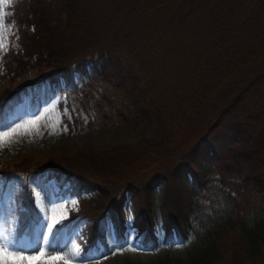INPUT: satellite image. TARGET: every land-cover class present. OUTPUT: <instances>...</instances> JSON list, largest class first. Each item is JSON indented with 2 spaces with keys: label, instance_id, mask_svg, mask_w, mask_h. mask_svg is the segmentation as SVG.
<instances>
[{
  "label": "trees",
  "instance_id": "obj_1",
  "mask_svg": "<svg viewBox=\"0 0 264 264\" xmlns=\"http://www.w3.org/2000/svg\"><path fill=\"white\" fill-rule=\"evenodd\" d=\"M102 2L109 3L108 14L99 9ZM12 3L9 19L16 27L20 48L5 58V72L0 75L8 82L0 90V129L6 125L13 105L22 102L24 96L31 98L38 93L44 102L47 93L57 90L64 94L67 104L74 106H69V110L75 119L83 109L89 116L88 123L97 127L122 122L154 128L159 139L154 141L153 137L142 144L132 173L154 174L155 167L174 164L164 173L145 179L143 192L124 182L122 173L127 166L122 167L119 178L114 171H108V177H114L120 185V192L116 191L118 197L106 204L110 195L107 184L78 176L68 168L79 153L47 158L25 156L15 164L0 167V182L48 174L61 182L60 190L79 202L78 214L72 215L64 226L76 217L102 220L106 213H112V222L118 223L126 197L131 201L135 219L150 211L147 195L153 187L163 183L167 189L173 182L182 194L188 184L195 191L199 170L204 172L200 166L220 163L219 157L227 161H237L239 157L245 163L243 168H234L232 172L227 164L219 168L229 178L228 189L239 196L234 214L237 227L225 238H211L210 247L191 257L189 264H264V246L260 251L262 259L254 263H249L246 255L244 258L241 248L242 231L264 229V0ZM166 15L168 19L163 21ZM32 68V80L15 88L16 79ZM208 108L216 113L206 131L185 153L178 154L179 149L190 145L186 143L188 131ZM120 148L110 144L106 153ZM88 155L104 160L103 163L108 161L101 154L99 158L93 157L92 150ZM20 188L16 201L23 209L25 225L36 216V211L26 187ZM91 192L97 193L91 199L83 198ZM141 197L146 200L144 210L139 202ZM245 220L248 223L242 227ZM136 221L141 231L140 244L155 248L152 228H145L138 218ZM171 221L172 227L178 229L187 226L188 219L182 211ZM186 235L179 234L180 240L184 241ZM119 236L118 233V239ZM93 237L86 232L84 242L92 245ZM157 264L176 263L165 260Z\"/></svg>",
  "mask_w": 264,
  "mask_h": 264
},
{
  "label": "rangeland",
  "instance_id": "obj_2",
  "mask_svg": "<svg viewBox=\"0 0 264 264\" xmlns=\"http://www.w3.org/2000/svg\"><path fill=\"white\" fill-rule=\"evenodd\" d=\"M14 1L16 0H0V75L5 72V58L11 53H16L20 48L16 27L9 19L12 14L9 8ZM102 3L99 9L102 13L108 14L109 3ZM52 11L54 12L55 9ZM166 19H168L167 15L163 21ZM34 72L33 68L28 69L16 79L14 87L18 88L31 81ZM7 83V79L0 78V90L4 89ZM46 96L48 99L43 102V97L35 93L32 99L24 96L22 102L13 105L12 113L6 117L7 123L3 129H0V134L11 131L18 124H26L37 119L39 130L37 132L32 129L30 134L15 135L8 143L0 140V167L15 164L25 156L47 158L57 157L62 153H79L68 163V168L78 176L107 184L106 188L110 195L104 202L106 204L113 197L115 199L118 197L116 191L120 192V185L117 186L118 182L114 177H108V171L110 173L114 171L116 178H119L122 167L127 166V171L122 173L126 180L124 182L134 184L140 192H143L146 184L142 182L145 179L164 173L174 164L155 167L154 174L132 173L131 171L136 169L134 163L144 147L142 144L153 137H155L154 141L159 139L153 127L127 126L122 122L97 127L88 123L89 116L83 109L78 111L79 118L75 119L69 110V106H74L67 104L64 94L60 91L55 90L53 94L47 93ZM204 111L205 115L194 121V125L188 131L189 137L186 143L189 142L190 145L186 147L185 143L186 145L177 151L178 154L185 153V149L194 145L196 139L204 133L210 118L216 113L209 108ZM110 144L121 148L116 152L106 153ZM90 150L95 153L93 157L99 158L101 154L107 157L108 161L103 163L104 160L91 158L88 155ZM81 155L87 157L83 158ZM235 156L237 158L236 153ZM236 160L227 161L223 158L220 163L217 162L219 165L214 162L211 165L200 166L204 172L199 170L195 191L190 189L191 186L188 184L182 194L180 187L173 182L172 187L167 189L163 183L153 187L147 195L150 199V211L146 212L145 216L140 215L134 219L133 206L126 197L121 206L119 214L121 219L117 220L118 223L112 222V213H106L102 220L90 221L76 217L74 221L64 226L72 215L78 214L79 202L64 190H60L61 182H56L55 178L49 177L48 174L39 173L26 180L16 179L5 184L0 182V237L14 241L15 246L23 249L26 254H38L37 249L44 248V240L41 237H48L52 242V246L47 249L48 256H68L70 264H157L158 261L165 260H171L176 264H189L191 257L199 255L210 247L213 240L211 238H225L229 236L231 229L237 227L238 219H235L234 214L238 210L236 202L239 196L236 195V191L235 193L228 189L226 179L229 178L224 176L223 172H219V168L224 164H227L231 172L234 168H243L245 165L243 159L238 157ZM22 186L26 187L36 211V216L24 226L21 215L23 209L16 201ZM96 193L84 194L83 198L91 199ZM141 198L139 202L141 210H144L146 200ZM102 200L99 201L103 203ZM241 207L239 206L240 209ZM179 209L180 211H177ZM182 211L188 219L187 226L174 229L171 220L173 216L179 217ZM168 214H171L170 218L166 217ZM52 217H55L58 223L53 228V235L49 236L46 225L51 223ZM137 218L143 222L145 228L151 227L154 231L157 241L155 248L141 246L139 242L141 231L136 225L139 222L136 221ZM120 220L124 222L123 225ZM244 223L248 221L245 220L241 226ZM239 229L241 231V227ZM86 232L94 235L91 240L92 245L84 242ZM118 233L120 239L117 237ZM146 233L147 231L144 235ZM184 233L187 235L183 241L180 240L179 234ZM241 235L244 238L241 245L244 258L246 255L249 263L262 259L263 252L260 251L261 246H264V229L249 233L242 231ZM119 240H122V245L119 244ZM0 264H3L2 258Z\"/></svg>",
  "mask_w": 264,
  "mask_h": 264
},
{
  "label": "snow or ice",
  "instance_id": "obj_3",
  "mask_svg": "<svg viewBox=\"0 0 264 264\" xmlns=\"http://www.w3.org/2000/svg\"><path fill=\"white\" fill-rule=\"evenodd\" d=\"M38 125V119L28 121L26 124H18L16 127L12 128L11 131H4L0 134V140H3L4 143H8L15 135L30 134L32 129L38 132ZM21 130H23V132ZM57 223V219L52 217L51 223L46 225L49 236L53 235V228H55ZM41 238L44 240V248L37 249L38 254H26L23 249H18L15 246L14 241L6 237H0V258H2L3 264H59V262L70 264V258L68 256L49 257L47 249L52 246V242L48 240V237L42 236Z\"/></svg>",
  "mask_w": 264,
  "mask_h": 264
},
{
  "label": "bare ground",
  "instance_id": "obj_4",
  "mask_svg": "<svg viewBox=\"0 0 264 264\" xmlns=\"http://www.w3.org/2000/svg\"><path fill=\"white\" fill-rule=\"evenodd\" d=\"M146 17H147V15H146ZM140 23H142V22H140ZM139 23V24H140ZM150 23H151V20H150ZM152 24V23H151ZM150 24V25H151ZM142 25V24H141ZM149 25V24H148ZM145 26H147V24H145ZM142 27V26H141ZM144 27V26H143ZM144 30V29H143ZM142 30V31H143ZM209 73V72H208ZM206 75V74H205ZM204 78V77H203ZM240 94V93H239ZM238 95V94H237ZM218 97H220L221 96V94H220V96L219 95H217ZM215 98V97H214ZM221 98V97H220ZM223 98V97H222ZM234 100H235V98H234ZM217 101H219V100H217ZM211 102V101H210ZM216 102V101H215ZM215 102H214V104H215ZM211 103H213V101L211 102ZM220 105V104H219ZM222 106V105H221ZM225 110V109H224ZM221 111V110H220ZM225 112V111H224ZM216 119V118H215ZM215 121L216 120H214V123H215ZM208 126V125H207ZM204 127V126H203ZM206 128V127H205ZM206 131V130H205ZM217 140V139H216ZM247 140V139H246ZM245 141V140H244ZM194 142V141H193ZM236 142V141H235ZM238 142V141H237ZM243 143V142H242ZM193 144V143H192ZM242 145V144H241ZM216 148V147H215ZM235 149V148H234ZM219 150H222V149H219ZM242 151V150H241ZM219 152V151H218ZM234 152V151H233ZM220 153V152H219ZM232 153V152H231ZM231 153H229V155L231 154ZM217 154V153H216ZM221 156V155H220ZM228 156V155H227ZM232 156V155H231ZM215 157V156H214ZM218 158V157H217ZM220 158V160H221V157H219ZM218 158V159H219ZM211 159H214V158H211ZM223 159V158H222ZM215 160V159H214ZM222 164V163H221ZM217 165H219V164H217ZM203 167V166H202ZM215 240V239H214ZM214 244H215V242H213ZM222 243V242H221ZM214 244H213V246H214ZM216 249V248H215ZM212 253V252H211ZM237 253V252H236ZM214 258H216V257H214ZM235 259V258H234ZM237 259V258H236Z\"/></svg>",
  "mask_w": 264,
  "mask_h": 264
}]
</instances>
